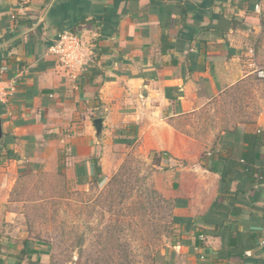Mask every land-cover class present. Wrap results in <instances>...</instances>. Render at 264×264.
<instances>
[{"label":"crops","instance_id":"crops-1","mask_svg":"<svg viewBox=\"0 0 264 264\" xmlns=\"http://www.w3.org/2000/svg\"><path fill=\"white\" fill-rule=\"evenodd\" d=\"M62 33L80 36L89 50L75 74L49 53ZM263 37L264 0H0V260L10 264L7 253L20 252L24 241L31 248L20 210L25 202L15 193L19 180L56 172L61 154L70 153L66 165L82 179L86 170L118 168V152L135 145L178 162L208 150L210 137L208 158L193 162L205 173L207 194L196 200L176 194L174 252L164 264H264V183L235 205L243 209L234 225L242 242L259 237L244 257L216 258L222 240L204 221L223 212L211 211L218 154L237 158L244 132H264V106L248 125L232 124L230 114L208 126L207 113H222L218 99L254 75ZM260 153L264 163V146ZM247 185L242 177L239 186ZM199 229L205 234L197 246ZM34 255L43 261L38 252L27 259Z\"/></svg>","mask_w":264,"mask_h":264},{"label":"rangeland","instance_id":"rangeland-1","mask_svg":"<svg viewBox=\"0 0 264 264\" xmlns=\"http://www.w3.org/2000/svg\"><path fill=\"white\" fill-rule=\"evenodd\" d=\"M252 60L254 69H264V37ZM217 102L222 113H207L208 126L230 114L232 124L236 120L252 124V114L257 116L264 106V79L254 73ZM207 145L208 150L178 162L170 161L168 153H146L135 145L118 152L123 158L118 168L93 175L86 170L82 179L66 165L71 156L64 153L56 172L38 170L23 177L15 193L25 202L20 210L31 248L22 263L164 264L174 252L176 194L195 200L207 194L201 185L205 173L202 177V171L193 166L208 158L210 137ZM207 182L211 184L210 179ZM35 251L42 254V262L37 261L38 255L33 262L27 259ZM7 254L5 261L9 259L10 264L20 256L15 248Z\"/></svg>","mask_w":264,"mask_h":264},{"label":"trees","instance_id":"trees-1","mask_svg":"<svg viewBox=\"0 0 264 264\" xmlns=\"http://www.w3.org/2000/svg\"><path fill=\"white\" fill-rule=\"evenodd\" d=\"M250 1L254 5L260 2V0ZM92 70L91 68L90 71ZM82 75L83 73L80 76ZM92 76L93 74L90 72V78ZM1 113L0 110V115ZM241 143L243 145L242 152L237 158H233L227 154L223 155L222 152L218 154V163L221 165V168H218L220 179L217 195L212 202L211 211L214 212L215 209H223V212L221 211L219 213V217L212 214L204 218L205 223L213 227L212 233L222 240V248L216 252L215 257L225 260L231 257H244L247 251L255 249L254 244H250V241L259 238L258 235L251 236L246 239L248 240L247 242L244 241L243 243L241 235L234 225L236 218L243 211L242 208L235 206L241 203V196L264 183V163H260V148L264 146V132L246 131L242 135ZM126 144L129 145L131 143L126 142ZM226 149V146L220 145V150L225 151ZM242 177L248 181L246 191L239 186V181ZM232 182H237L234 191H231L229 188ZM173 221H175L174 218ZM200 234L204 235L205 231L199 229L198 235L195 237L198 239L197 246L201 244V240H199ZM28 248L27 241H24L23 248L20 250V256L18 257L25 255ZM33 253L37 254V252ZM21 259L19 258L15 264H20ZM0 264H4L3 261L0 260Z\"/></svg>","mask_w":264,"mask_h":264},{"label":"built area","instance_id":"built-area-1","mask_svg":"<svg viewBox=\"0 0 264 264\" xmlns=\"http://www.w3.org/2000/svg\"><path fill=\"white\" fill-rule=\"evenodd\" d=\"M49 53L57 58L60 66L71 74L80 71L89 58V50L80 36L74 33H62L49 48ZM5 70L6 68H2ZM256 76L264 79V69H255ZM199 240H203L200 236Z\"/></svg>","mask_w":264,"mask_h":264},{"label":"water","instance_id":"water-1","mask_svg":"<svg viewBox=\"0 0 264 264\" xmlns=\"http://www.w3.org/2000/svg\"><path fill=\"white\" fill-rule=\"evenodd\" d=\"M92 126L96 132V135L98 136L100 134L101 128H102V119L97 118V119L93 120ZM1 139H2V123H1V119H0V141H1Z\"/></svg>","mask_w":264,"mask_h":264}]
</instances>
